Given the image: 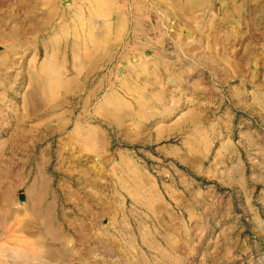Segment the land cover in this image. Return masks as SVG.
Returning <instances> with one entry per match:
<instances>
[{"label": "rangeland", "instance_id": "obj_1", "mask_svg": "<svg viewBox=\"0 0 264 264\" xmlns=\"http://www.w3.org/2000/svg\"><path fill=\"white\" fill-rule=\"evenodd\" d=\"M15 1L0 264H264V0H123L117 27Z\"/></svg>", "mask_w": 264, "mask_h": 264}, {"label": "crops", "instance_id": "obj_2", "mask_svg": "<svg viewBox=\"0 0 264 264\" xmlns=\"http://www.w3.org/2000/svg\"><path fill=\"white\" fill-rule=\"evenodd\" d=\"M68 1V2H67ZM171 4L174 7L181 6L182 3L179 0H170ZM198 0H196L197 2ZM199 5H203L204 3H208V0H201ZM67 2V3H66ZM15 5L25 6V7H32L38 6L41 7V13L38 17H43L42 21H46L48 17H77L80 13V10L83 13H80L86 17H108L112 20L115 19L117 24H114V27L122 26L124 23L128 22L129 17H138L137 11L130 12L129 3L124 2L123 0H105L104 3H101L98 0H17L14 2ZM190 5L194 4V0H192ZM66 6H72L71 12L65 11ZM136 5V4H135ZM55 6L56 12L51 14L48 9H43V7ZM85 11L88 13L85 14ZM37 17V15H35ZM24 17H34L32 13H26ZM136 20V18L134 19ZM15 35L14 37H16ZM11 37V36H10ZM34 175H37L40 172V176L48 179V173L46 170L32 171ZM40 189L42 191H47L50 189L49 184L41 183L39 184L36 182L34 186H32V190Z\"/></svg>", "mask_w": 264, "mask_h": 264}]
</instances>
